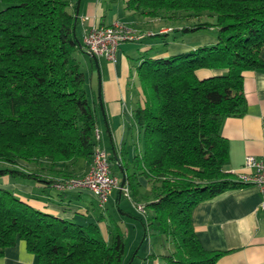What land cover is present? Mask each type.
<instances>
[{"label": "trees", "instance_id": "trees-1", "mask_svg": "<svg viewBox=\"0 0 264 264\" xmlns=\"http://www.w3.org/2000/svg\"><path fill=\"white\" fill-rule=\"evenodd\" d=\"M2 2L0 162L8 166L0 165V177L54 186L82 176L87 170L77 175L75 164H90L99 140L94 137L97 107L89 101L85 71L74 56L86 50L73 31V0ZM125 8L168 24L156 35L215 32L213 41L146 57L136 66L143 102L133 118L142 147L125 175L133 201L139 186L135 175L148 180L144 238L158 234L172 244L170 253L161 255L166 264H214L221 252L200 244L191 210L245 184L223 169L228 143L220 128L225 117L245 112L243 72L264 70V0H125ZM200 69L221 72L201 77ZM108 158L111 172L123 167ZM17 237L39 264H127L117 229L106 242L95 222L41 211L0 185V254Z\"/></svg>", "mask_w": 264, "mask_h": 264}, {"label": "crops", "instance_id": "crops-1", "mask_svg": "<svg viewBox=\"0 0 264 264\" xmlns=\"http://www.w3.org/2000/svg\"><path fill=\"white\" fill-rule=\"evenodd\" d=\"M76 2L77 0H73L74 7L71 5L74 13ZM117 2L118 0H80L75 31L82 43L85 31L91 26L111 25L126 20L138 35L134 40L119 44L114 59L111 60L97 57L94 62L87 52L78 51L88 58L84 60L86 69L83 68L85 88L89 101L97 107L99 146L104 148L103 143L106 142L108 151L104 148L105 151L113 156L115 162L122 164L123 167L120 165L119 168H112V173L119 183L124 177L126 185L125 175L133 169L132 158L142 147L133 118L134 109L143 102L142 88L134 74L136 66L146 57L169 56L189 51L213 41L214 36L208 32L181 35L180 40L167 42L164 50L152 53L155 37L160 36L156 33L168 30L167 25L154 22L151 28L152 25H148L146 18L125 8V0H121L122 8L116 6ZM3 6L4 3L0 0V9ZM260 55L264 58V46ZM218 72L221 70H198L201 77ZM243 93L246 100L245 112L239 116L225 117L220 128L228 143V158L223 169L233 173L235 178L239 172L246 171L243 167L246 155L264 157V70L243 72ZM89 165L87 161H77L76 174L84 173ZM5 179L0 183L1 186L10 189L16 196L41 211L82 224L95 222L106 242L111 241L116 229L120 231L125 245L124 262L166 264L161 255L169 254L172 244L165 243L158 234L150 237L148 235V240L147 236L144 238V225L135 206L150 198L148 180L142 173L135 175L139 186L134 201L125 196L118 187L111 189L107 203H113L118 209L116 216L105 211L106 205L99 207L95 195L89 189L59 190L53 185L47 186L28 179ZM262 199L264 195L255 184L245 183L194 205L191 220L200 244L207 250L221 252L214 264H264V208L260 206ZM109 218L113 222L112 227L108 224ZM127 224L131 229L126 237L123 226ZM126 238L129 242L128 248ZM137 246L139 247L135 253ZM0 264L39 262L37 256L28 250L25 241L17 237L0 254Z\"/></svg>", "mask_w": 264, "mask_h": 264}, {"label": "built area", "instance_id": "built-area-1", "mask_svg": "<svg viewBox=\"0 0 264 264\" xmlns=\"http://www.w3.org/2000/svg\"><path fill=\"white\" fill-rule=\"evenodd\" d=\"M136 38H138L136 30L130 24L118 21L111 25L91 26L85 31L82 44L86 51L95 54L97 57L111 60L114 59L119 44ZM94 137L97 141L100 138L97 128L94 130ZM243 167L246 171L239 172L237 180L255 184L264 195V157L246 155ZM54 186L59 190L88 188L95 195L101 208L107 202L111 189L114 187H118L131 200L128 187L126 185L120 186L117 177L111 172L107 151L98 144L94 147L89 168L82 176L59 180L54 183ZM135 206L144 216L143 205L137 203ZM260 206L264 208V199L260 202Z\"/></svg>", "mask_w": 264, "mask_h": 264}, {"label": "rangeland", "instance_id": "rangeland-1", "mask_svg": "<svg viewBox=\"0 0 264 264\" xmlns=\"http://www.w3.org/2000/svg\"><path fill=\"white\" fill-rule=\"evenodd\" d=\"M116 6L119 8V6H120V8H122L121 6H122V2H121V0H118V2H117V4H116ZM118 8H116L115 7V9H117L118 10ZM121 22H123V23H127V24H129L130 22H128V21H126V20H123V21H121ZM158 22V21H157ZM163 23H165V22H163ZM177 23V22H176ZM153 24V21H150V22H148V25H152ZM154 25V24H153ZM153 25L151 26V28L153 27ZM168 25V24H167ZM206 32H210L212 35H215V32L214 31H208V30H205ZM204 31V32H205ZM200 32H198V33H196L195 35H198ZM173 39H181V35L180 34H175L174 32H169L168 34H165V35H162V36H156L155 37V42H154V47H153V50H152V53L153 52H159V51H162V50H164L165 49V45H166V42H170V41H172ZM74 56L77 58V60L80 62V64L83 66V68L84 69H86V64H85V61L84 60H88V58H87V56H82L81 55V53H78V52H74ZM135 71V70H134ZM134 74L136 75V72H134ZM104 144V148L108 151V146H107V143L106 142H104L103 143ZM98 145H99V143H98ZM103 148V147H102ZM103 148V149H104ZM104 149V150H105ZM0 165H2V166H8V164H6V163H4V162H0ZM6 176L4 177H0V182H3V181H5L6 179ZM88 188H85L84 190H87ZM90 191V190H89ZM91 193H92V191H90ZM96 199V198H95ZM123 200H125V198H123ZM123 203H125L126 201H122ZM105 205H106V210L105 211H108V214L110 215H113V216H116L117 215V211H118V209L114 206V204L113 203H110V202H106L105 203ZM140 218H142L143 219V214H141L140 213ZM108 217V216H107ZM136 221L138 222V219L136 218ZM108 224L112 227L113 226V222H112V220L109 218V221H108ZM123 229H124V232H125V235H126V237L130 234V227H129V225L127 224L126 226H123ZM149 237H150V235H149ZM146 240H148V235H147V237H146ZM126 245H127V248H128V245H129V242H128V240H127V238H126ZM135 245H137V244H135ZM144 246V244L142 245V247ZM141 247V248H142ZM143 250V249H142ZM124 259H125V257H124Z\"/></svg>", "mask_w": 264, "mask_h": 264}, {"label": "water", "instance_id": "water-1", "mask_svg": "<svg viewBox=\"0 0 264 264\" xmlns=\"http://www.w3.org/2000/svg\"><path fill=\"white\" fill-rule=\"evenodd\" d=\"M79 1H80V0H77L76 5H75L73 31H74V28H75V22H76V20H77V16H78ZM86 52H87L88 55L94 60V62L97 61V56H96L95 54H93V53H91V52H88V51H86ZM98 95H99V93H98ZM98 97H99V96H98ZM99 106H100V110H101V112H102V114H103V107H102L101 101H99ZM123 185H124V177H122V179H121V181H120V186H123ZM142 240H143V238L141 239L140 243L142 242ZM138 247H139V246H137L135 252L137 251ZM127 264H128V263H127Z\"/></svg>", "mask_w": 264, "mask_h": 264}]
</instances>
